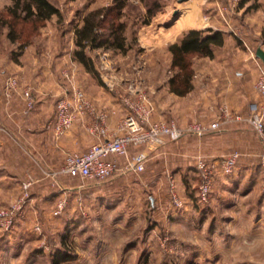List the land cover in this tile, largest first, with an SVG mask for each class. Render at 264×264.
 I'll list each match as a JSON object with an SVG mask.
<instances>
[{
    "label": "rangeland",
    "instance_id": "374dc122",
    "mask_svg": "<svg viewBox=\"0 0 264 264\" xmlns=\"http://www.w3.org/2000/svg\"><path fill=\"white\" fill-rule=\"evenodd\" d=\"M50 1L59 7L62 15L60 17L53 15L35 26L30 21L16 20L11 15L9 8L13 4L12 0H0V39H3L4 62L1 86L2 97L6 103L21 95L26 107V92L33 96L34 84L22 78L24 65L28 64L25 69H29L37 64L33 56L38 54L41 62L48 66L52 57L65 49V42L74 41L75 29L82 24L85 14L94 9L115 5L117 2V0ZM124 1L121 18L127 24L125 33L130 48L125 53L107 48L90 49L89 54L93 57L97 70L103 52H107L115 73H119L122 67L128 71L122 74L124 77L117 85L119 89L123 88L126 82L132 81L141 84L145 89L152 87L155 90L153 92L148 90L154 105L155 112L152 116L154 121L164 118L167 121L186 124L182 127L189 126L193 120L191 117L193 112L189 106L193 96H190L189 92L185 95L176 94L179 96L176 97L170 94L168 89L162 91L165 93L166 112L170 115L159 118L157 104L162 95L159 96L156 91L164 84L167 86L174 73L171 67V53L168 46L148 50L140 47L138 45L140 33L143 35L150 33L145 29L147 24H152V29L161 28V31L165 32L183 13L194 15L197 13L200 17L210 14L222 17V14L226 16V13L233 16L237 8L247 0ZM248 1L247 9L255 11L262 7L260 10L264 12V0ZM242 6L245 7V4ZM149 13H152V16ZM261 14L262 17L255 13V17L260 21L261 18L264 20V15L262 12ZM227 20L230 22L228 18ZM13 22H16L17 40L11 39L8 35ZM230 25L234 26V23L230 22ZM243 34L246 35L244 32ZM263 38V35L260 36V39ZM158 42L156 39L152 44ZM250 48L255 50L252 46ZM118 53L126 54L128 57L119 59ZM140 58H146L147 61L138 70L136 66L139 65ZM198 59V55L191 56L192 87L196 79L195 71L201 62ZM50 65L48 67L54 69L53 65ZM56 71L57 74L53 75L55 79L49 81L52 86L57 83L59 87L62 80L65 81V67L59 68L58 65ZM120 75L119 73L117 76ZM126 78L129 79L125 80ZM11 79L15 84L10 87ZM8 89H12L10 94L7 92ZM63 96L65 95L53 97L57 98L54 102L55 107ZM173 104H177V110L175 108L173 110ZM203 114L204 112L198 110L194 115L200 117ZM262 150L260 161L264 146ZM217 173L216 171L213 177V188L208 201H201L196 195L199 171L198 175L195 170L185 176L182 175L183 180L189 183H185V189L182 186L175 189L183 202L182 205L174 202L167 181L162 188L155 186L139 190L119 189V194L115 195L114 191L108 188L98 187L99 190H94L96 184L93 181L76 177V184L86 185L85 192L79 194L81 197L78 198L76 192H71L70 195L67 192L60 207L59 192L56 191L54 199L46 206V216L28 220L24 206L12 226L6 229L0 225V264H264L262 169L257 167L254 172L245 176L243 183H239L238 179H231L229 177L231 174L224 173L222 177ZM189 174L192 179L197 180V184L193 182L191 184L189 179L186 180ZM56 178L57 175L53 176V179ZM104 182L106 183L105 180L100 181L99 184ZM73 183L70 181L67 184ZM17 198L1 204L0 207L9 206ZM190 201L192 207L189 206Z\"/></svg>",
    "mask_w": 264,
    "mask_h": 264
},
{
    "label": "crops",
    "instance_id": "0c3cea01",
    "mask_svg": "<svg viewBox=\"0 0 264 264\" xmlns=\"http://www.w3.org/2000/svg\"><path fill=\"white\" fill-rule=\"evenodd\" d=\"M247 3H249L248 0L243 3L245 7L242 6L243 4L240 5L233 16L226 13L228 17L223 14L222 17L213 14L200 17L197 13L195 15L183 13L165 32L161 31V28L160 30L152 29V24H147L145 29L150 33H144V35L141 34L142 32L140 33L138 45L148 50L149 48L168 46L176 41L184 30L191 28H212L225 32V41L222 46L214 50L213 56H199L198 61L201 62L197 66L198 69L194 74L196 79L189 91V95L193 96L189 105L193 112L191 113L193 120L190 124L197 122L210 124L218 120L224 106L232 113L246 114L251 102L262 99L255 88V83L259 76L260 65L264 66L262 60L256 55L258 47L261 46L264 49V38L260 39V36H264V20L261 18L262 21H260L256 18L255 13L262 17L261 12L263 15L264 12L260 10L262 7H258L255 11L247 9ZM227 18L234 23L235 27L230 25ZM234 30L239 31L241 37ZM156 39L159 42L152 44L156 42ZM251 46L255 48L254 54L247 49ZM74 48L73 40L70 43L65 42V49L56 53L54 58L52 57L48 66L51 63L55 71L46 66V63L41 62V59L37 57L38 54L33 56V59L39 65L35 64L29 69H25L28 64L24 65L22 78L34 84L33 96L35 99L34 108L26 113L21 95L15 96L8 103L4 102L2 97L1 80L4 76L2 75L4 74V62L3 39H0V127L4 128L0 130V205L9 203L20 195L24 180L29 177L37 178L30 189V197L25 205V216L29 218L28 220L46 216V206L52 202L56 191L59 192L58 202L65 201L67 192L69 195L71 192H76L78 198L83 191L85 192L86 185L75 182L76 177L79 176L57 175L58 178L53 179V176L48 174L49 171L60 168L68 152H84L92 143L99 140L98 134L92 131V127L99 122L98 114L100 112L107 113L105 125L108 136L118 132L119 121L127 112L122 96L126 92L128 83L126 82L121 89L117 86L110 89L99 73L94 75L87 71L74 58ZM117 57L122 59L128 55L118 53ZM10 60L12 61V59ZM71 64L73 69H71ZM58 65L59 68L65 67V81L62 80L59 87L57 83L52 86L49 81L55 79L53 75L57 74ZM119 73L121 75L118 77ZM119 73H115L113 70L111 72L112 78L118 85L124 77L122 74L128 73V71L122 67ZM58 75L62 77L60 72ZM167 86L164 84L156 91L159 96L162 95L157 104L159 118L160 116L165 117L167 114L170 115L166 112L165 93L162 91L168 89L170 94L176 95L170 91L169 83ZM74 87L85 91L95 111L79 115L65 134L56 137L53 131L47 127V124L55 116L54 102L57 98L53 99V97L71 96ZM146 90L149 95L148 90L155 91L152 87ZM176 97L179 96L176 95ZM173 105V110L174 108L177 110V104ZM198 110L204 112L203 116L194 115ZM177 124L186 125H182L180 122ZM262 149L263 143L251 125L246 121L233 120L222 124L217 129L209 130L201 138L195 134L186 133L178 140H171L156 148L132 146L129 149L130 157L139 151H145L148 154L142 171L124 169L123 166L127 158L121 155H112L109 159L115 160L120 166V170L108 177L105 180L106 183L99 184V182L91 181L96 184L94 190H99L98 187H101L100 189L108 188L114 191L115 195L119 194V189L139 190L143 187L154 188L155 186L162 188L164 184L166 185V181L168 185L170 184L171 176L174 177L176 187L182 186L185 189V183L188 182L183 180L182 175L185 176L193 170L198 175L196 165L198 156L201 155L209 161L219 163L216 168L217 175L223 177L224 171L220 162L231 152L237 150L240 153L239 159L229 177L243 183L245 176L254 172L257 167L261 168ZM187 179L191 184L192 182L199 184L200 176L198 181L192 179L191 175L186 177ZM70 181L75 184H67ZM224 188L226 189V186ZM109 195L112 196L111 193ZM188 203L191 204H188L189 206H193L192 201Z\"/></svg>",
    "mask_w": 264,
    "mask_h": 264
},
{
    "label": "built area",
    "instance_id": "2783aa9c",
    "mask_svg": "<svg viewBox=\"0 0 264 264\" xmlns=\"http://www.w3.org/2000/svg\"><path fill=\"white\" fill-rule=\"evenodd\" d=\"M234 32L239 36L238 31ZM247 49L254 54V50L250 47ZM99 66V72L104 82L110 89L116 88L118 83L112 78L111 72L112 61L107 57V52H103ZM242 54V52H240ZM146 63V59L140 58L139 70ZM10 87L15 84L11 79ZM9 87V88H10ZM255 88L261 100H255L249 104L246 114L232 113L226 106L222 108L218 120L210 124L191 123L187 127L178 125L175 121H167L165 119L154 121L152 119L154 113V105L151 101L147 90L137 82L130 81L127 85L126 92L122 96L124 106L127 110L125 115L120 119L118 124V132L108 136L106 119L107 113L100 112L98 114L99 122L92 127V131L99 136V140L92 143L84 152H68L62 166L48 174L79 176L82 179L93 181H104L113 173L120 170V166L115 160H110L112 155H121L126 157L124 169L142 171L145 167L148 154L145 151H139L132 157L129 156L130 147L139 148L141 146L156 148L165 145L171 140H178L186 133L195 134L198 138L203 137L209 130L217 129L222 124L233 120L246 121L251 125L253 130L260 137L264 146V66L260 65V72L255 83ZM12 89H8L10 94ZM35 105V101L30 92H26V108L25 112H30ZM92 102L87 98L86 93L81 88L74 87L71 96H63L59 99L55 116L47 124L56 137L65 134L74 124L79 115L86 112L94 113ZM4 129L0 127V130ZM240 153L235 150L227 155L220 165L225 174H232L239 159ZM219 163L198 156L196 160L197 169L199 171L200 181L198 184V198L201 201H208L213 188V177ZM261 169L264 181V153L261 158ZM37 181L34 177H29L22 183V191L18 198L9 206L0 207V225L8 229L13 225L16 216L23 209L30 197V189ZM170 190L173 200L176 204L182 205L183 202L177 196L175 189L176 184L174 177H170ZM64 201L59 203L62 207Z\"/></svg>",
    "mask_w": 264,
    "mask_h": 264
},
{
    "label": "trees",
    "instance_id": "16d2710c",
    "mask_svg": "<svg viewBox=\"0 0 264 264\" xmlns=\"http://www.w3.org/2000/svg\"><path fill=\"white\" fill-rule=\"evenodd\" d=\"M9 11L16 20L30 21L35 24L50 19L53 15L61 16V11L50 0H12ZM124 0H117L115 5L94 9L83 16L80 26L75 29L74 58L94 75L99 72L90 49L107 48L125 53L130 48L127 37V24L122 20ZM23 13V15H22ZM152 16V13H149ZM16 22L11 24L9 37L17 40ZM225 32L218 29L191 28L184 30L179 38L168 45L171 53V67L174 70L169 79L172 92L185 95L192 88L191 56H213L214 50L223 45ZM199 199V198H198Z\"/></svg>",
    "mask_w": 264,
    "mask_h": 264
},
{
    "label": "water",
    "instance_id": "95a60500",
    "mask_svg": "<svg viewBox=\"0 0 264 264\" xmlns=\"http://www.w3.org/2000/svg\"><path fill=\"white\" fill-rule=\"evenodd\" d=\"M180 1H184V0H180ZM177 14H178V10L175 11V15ZM256 55L262 60L264 64V49L261 46L256 49Z\"/></svg>",
    "mask_w": 264,
    "mask_h": 264
}]
</instances>
